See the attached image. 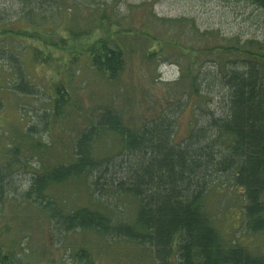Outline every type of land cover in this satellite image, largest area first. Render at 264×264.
I'll return each mask as SVG.
<instances>
[{
	"label": "trees",
	"instance_id": "16d2710c",
	"mask_svg": "<svg viewBox=\"0 0 264 264\" xmlns=\"http://www.w3.org/2000/svg\"><path fill=\"white\" fill-rule=\"evenodd\" d=\"M118 1L18 0L20 9L15 14L21 22L0 25L4 45L0 60L10 65L14 92L28 95L36 89L28 82L16 47L8 46L14 44L13 36L36 40L39 46L31 48L33 60L56 74L80 62L109 83L117 81L134 53L148 61L162 58L179 67L182 79L187 77L188 95L199 96L204 71L193 64L202 63L200 55L220 60L238 52L245 61L243 69L224 65L213 78L205 77L208 88L213 84L222 92V114H211L200 129H191L185 139L175 142L174 121L165 114L129 127L120 111L104 107L85 120L66 162L44 166L19 201L43 217L56 244L73 232L92 233L102 240H125L144 247L155 264H264V250L254 252L237 239L226 240L205 206L214 183L226 178L232 189L240 190L241 227L246 236L264 231V52L224 44L216 32L202 33L193 26L189 44L181 47L175 41L178 36L160 34L149 24L150 18L135 25L119 17L114 7ZM244 1L264 11V0ZM64 13L69 23L63 20ZM52 88L51 115L57 121L69 95L61 80ZM47 118L43 116V126H48ZM105 138L114 152L102 155L99 146ZM33 144L43 148L39 142ZM2 178L0 174V196ZM73 183L83 186L88 203L70 209L59 201V192ZM104 197L114 200L113 207ZM120 200L132 203V214L122 220L114 214L115 202ZM74 256V264H95L84 247L75 250ZM0 264H20V260L2 254Z\"/></svg>",
	"mask_w": 264,
	"mask_h": 264
},
{
	"label": "rangeland",
	"instance_id": "374dc122",
	"mask_svg": "<svg viewBox=\"0 0 264 264\" xmlns=\"http://www.w3.org/2000/svg\"><path fill=\"white\" fill-rule=\"evenodd\" d=\"M17 1L0 0V25H11L10 22L17 19L21 22L15 14L20 9ZM105 2L110 3V0ZM114 7L119 17L135 25L150 18L149 24L154 25L160 34L178 36L175 41L181 47L189 44L190 26H193L202 33L216 32L224 44H233L252 53L264 52V11L244 0H119ZM63 16V20L69 23L68 15ZM159 18L166 22L158 21ZM170 26L176 27L171 29ZM12 38L14 44L8 46L16 47L18 59L29 75L28 82L36 90L28 95L14 92L15 81L10 65L0 60V98L3 102L0 110V174L3 177L0 256L8 255L12 261L20 260V264H74L75 250L84 247L95 264H155L151 251L144 247L125 240H102L92 233L73 232L64 236L63 243L56 244L47 222L31 206L19 201L20 195L44 166L66 162L72 140L85 127V120L104 107L120 111L129 127L139 126L143 118L165 114L174 121L175 142L185 139L191 129H200L211 114L217 117L223 111L222 92L213 84L208 88L205 77L213 78L224 65L226 68L243 69V56L237 52L221 56L218 60L215 55H200L202 63L198 66L195 62L193 64L194 68L201 67L204 71L199 80V96L188 95L184 84L187 77L182 79L179 67L162 58L148 61L140 53H134L126 61L117 81L109 83L93 68L80 62L69 70L59 69L61 73L56 74L33 60L31 48L39 46L36 40ZM2 46L0 44V48ZM57 80L67 88L69 101L62 116L53 121L52 86ZM43 116L49 117L48 126H43ZM28 127L35 130L30 133ZM103 141L99 153L114 152L108 139ZM36 142L43 148L33 146ZM76 184H68L59 192V201L66 208L73 209L88 203L83 186ZM239 191L232 189L226 178H219L207 194L205 206L213 225L226 240L237 239L254 252H260L264 250V231L256 236L244 233ZM104 198L111 200L110 197ZM111 203L114 200L108 204ZM115 204L118 207L114 214L120 220L132 214L129 201L120 200Z\"/></svg>",
	"mask_w": 264,
	"mask_h": 264
}]
</instances>
